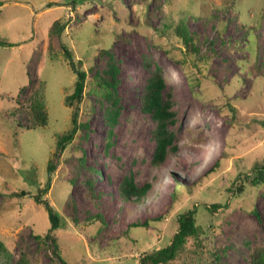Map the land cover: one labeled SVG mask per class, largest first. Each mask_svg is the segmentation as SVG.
<instances>
[{
    "label": "rangeland",
    "instance_id": "1",
    "mask_svg": "<svg viewBox=\"0 0 264 264\" xmlns=\"http://www.w3.org/2000/svg\"><path fill=\"white\" fill-rule=\"evenodd\" d=\"M0 3V40L13 43L0 46V239L8 248L0 264H13L22 250L37 264H138L140 253L169 243L178 215L188 209L201 227V244L190 243L174 264H250L252 251L264 247V182L252 187L244 179L264 166V0ZM180 17L196 33L208 64L194 66L195 58L184 57V45L163 29ZM57 19L66 22L70 57L56 35L48 47L47 31ZM101 48L119 68L120 115L109 147L107 102L90 92L95 71L108 59ZM155 68L171 94L177 146L159 165L151 162L155 123L140 110L141 88ZM74 69L86 72L85 88L69 107L64 100L74 87ZM32 87L42 94L49 119L45 127L27 129ZM76 106L78 123L87 127L58 154L45 195L65 223L54 232L58 257L52 258L34 238L50 227L46 211L14 193L34 194L44 184ZM129 175L139 187L150 184L141 199L118 193ZM69 201L74 215L66 209ZM95 214L104 223L92 222Z\"/></svg>",
    "mask_w": 264,
    "mask_h": 264
},
{
    "label": "trees",
    "instance_id": "2",
    "mask_svg": "<svg viewBox=\"0 0 264 264\" xmlns=\"http://www.w3.org/2000/svg\"><path fill=\"white\" fill-rule=\"evenodd\" d=\"M169 1V0H168ZM1 5V3H0ZM66 22L64 20L57 19L52 22L48 28V47L51 48L52 38L56 35L61 40L62 48L65 54L70 57V52L65 45L63 38L67 35L65 31ZM163 29H167L172 32L177 41L184 45V57L195 58L193 61L194 66H197V62L209 63V59L199 54L200 50L196 46L197 35L194 32H190L185 20L180 17L178 22H168L163 24ZM158 32V31H157ZM162 30H160V33ZM11 46L13 43H9L0 40V46ZM99 55H107L105 67L101 71H95L93 76L94 86L90 92L97 94L100 97L101 102H107L105 107V123L108 125L107 128V147L112 145V137L114 136V128L118 123L120 115V100L117 94L118 84V73L119 68L114 58V55L109 52L107 48H101ZM72 68V67H71ZM91 69V67H90ZM76 73V80L74 83L73 90L70 94L66 95L65 103L66 106H73L74 102L80 101L85 88L84 80L86 78V72L84 70L74 69ZM199 74L200 71H197ZM29 84H32V80H29ZM33 86V85H32ZM26 89V85L21 88L20 92ZM29 103L25 109L26 128L35 129L39 127H45L48 124L49 114L48 110L43 101L42 94L38 89L32 87L30 94L26 98ZM140 110L143 113L148 114L154 121L155 126L152 130V138L154 142V149L152 153L151 162L154 165L162 163L170 152H174L177 149L175 145V135L170 129V124L175 119V112L172 110L171 94L166 90V84L162 76V72L159 68H155L151 71L150 75L145 79V82L141 88L140 93ZM79 127L86 128V123H78V108L75 107L71 115V127L67 133L61 134L57 138L56 149L52 154V157L48 160L47 164V175L48 178L43 185L37 188L34 194L28 190L21 189L19 192H15V196L25 197L30 196L33 200L41 205L47 213L50 227L46 232L41 234H34V238L40 240L42 244L50 251L51 257H58V240L55 235V231L60 227H65L62 218L59 213L45 198L51 185V172L55 168V161L60 152H62L66 145L72 141ZM81 136L86 137V133H82ZM83 159H81V162ZM98 175L103 177V173L98 169H93ZM244 179L254 187L264 182V166L256 167L253 171V176L245 175ZM243 179L241 178V181ZM90 186L92 185L91 182ZM237 185H240L237 184ZM150 188V184H145L139 187L132 177L129 175L124 179L122 184L119 186L118 193L124 199L135 198L141 199L144 197ZM237 193L244 190L243 185L236 186ZM179 189H176V193ZM91 197H94L93 193L90 192ZM66 209L69 210L70 214L75 213V204L73 201L66 203ZM74 217V216H73ZM100 223L103 222L101 214H95L91 217V221ZM95 221V222H96ZM148 222H144L143 225L147 226ZM177 229L170 238L168 244L163 246L153 247L152 250L143 251L140 253L138 264H174L182 255L189 249V244L193 243L197 247L201 244L199 238L202 233L201 227L197 224V219L192 209H188L186 212L178 215L177 218ZM131 227H140L138 224H133ZM129 232L126 233L128 235ZM135 240H133L134 242ZM135 243V242H134ZM8 251L6 241L0 239V253ZM13 264H37L31 262L28 254L25 251H21L20 257ZM250 264H264V247H256L250 254Z\"/></svg>",
    "mask_w": 264,
    "mask_h": 264
},
{
    "label": "bare ground",
    "instance_id": "3",
    "mask_svg": "<svg viewBox=\"0 0 264 264\" xmlns=\"http://www.w3.org/2000/svg\"><path fill=\"white\" fill-rule=\"evenodd\" d=\"M76 199V198H75Z\"/></svg>",
    "mask_w": 264,
    "mask_h": 264
}]
</instances>
